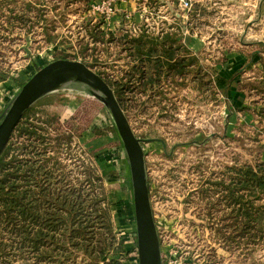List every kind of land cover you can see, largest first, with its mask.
Segmentation results:
<instances>
[{
  "label": "rangeland",
  "instance_id": "374dc122",
  "mask_svg": "<svg viewBox=\"0 0 264 264\" xmlns=\"http://www.w3.org/2000/svg\"><path fill=\"white\" fill-rule=\"evenodd\" d=\"M6 1L10 2L9 8L28 9L30 14L46 12L48 21L29 24L30 27L16 23L9 31L10 25L0 17V70L11 68L18 72L43 52L49 56L47 64L60 59L58 54L65 53L69 56L64 59L84 62L112 89L108 81L120 79L129 70L128 52L121 42L112 40L111 35L116 39L119 35L109 30V25L105 26L104 42L95 43L89 37V24L93 26L101 17L105 18L104 14L93 11L94 5L102 0ZM152 1L137 0L139 9L149 17L146 20L151 24L155 23L153 16L167 17L169 14L168 5H161L162 9L159 7L156 12L149 5ZM167 1L168 4L173 2ZM191 1L193 5L205 7V14L194 24V33L191 32L204 47L203 55L196 56L190 73L186 77H177L172 84L161 83L154 90L147 88L146 91L132 83L123 99L124 106L115 94L134 133L145 139L142 145L161 262L264 264V245L258 248L253 259L246 258L247 261L240 252L224 247L217 231L222 225L220 217L223 213L214 208V216L209 218L207 211L210 205L217 204L219 196L213 194L212 199L205 195L208 189L212 193L217 189L208 187L207 178L219 179L220 176L211 175L222 172L225 165L264 161V123L258 115V106L264 99L249 91L253 83L250 78L262 69L264 16L259 17L255 12L251 21L248 15L251 6L243 5L244 12L236 0L226 4L223 0ZM162 20L170 22L169 17ZM187 20L181 18V24L185 26ZM46 30L57 35L61 42L49 43ZM183 33L190 34L186 28ZM182 42L185 44L183 39ZM86 47L97 48V51L88 48L87 62L81 57L75 59L74 56ZM229 60L239 64L238 69L244 71L239 88L243 85L246 89L241 90L246 94L247 105L237 110L240 114L229 113L231 109L226 106L223 89L216 84L215 65ZM70 90L78 92L81 99L65 98L61 102L58 91L68 94ZM58 91L53 93L57 94V101L48 109L49 114L58 116L59 122L56 120L49 125L47 134L51 139L63 134L62 144L55 140L47 144L51 156H56L53 162L69 170L74 183H77V177L83 176L77 169L79 158L86 164L93 161L98 166L105 177L116 232L124 242V252L119 260L121 264H140L131 170L113 114L98 96L83 94L78 89ZM14 97L4 99L0 119ZM245 112L249 114L247 117ZM14 264L20 263L15 261Z\"/></svg>",
  "mask_w": 264,
  "mask_h": 264
},
{
  "label": "trees",
  "instance_id": "16d2710c",
  "mask_svg": "<svg viewBox=\"0 0 264 264\" xmlns=\"http://www.w3.org/2000/svg\"><path fill=\"white\" fill-rule=\"evenodd\" d=\"M168 3L154 0L149 5L156 12L161 5H168L169 24L161 20L155 29V23L145 20L136 32L127 29L119 39L110 36L128 52L129 70L120 79L108 81L122 106L132 83L146 91L147 88L154 90L161 83L172 84L177 77H186L197 61L196 56L203 55L194 54L182 42L181 35L185 28L194 33V24L205 14V7L193 5L183 26L181 18L176 16L181 11L179 0ZM7 5L10 2L0 0V17L10 25L9 31L16 23L48 21L46 12L34 15L30 14L31 10ZM90 25L88 34L93 42H104L106 19L101 17ZM45 37L49 43L61 42L48 30ZM88 48L97 51L86 47L74 58L81 57L87 62ZM261 60L262 69L250 78L253 83L249 91L264 99V58ZM16 73L11 68H1L0 82ZM240 89L246 91L243 85ZM56 101L57 94H51L28 108L0 154V264L15 261L20 264H121L119 256L124 252V242L116 232L105 177L98 166L79 158L77 169L83 176L77 177L74 183L69 170L53 162L56 156L48 151L47 144L52 140L63 143V134L53 139L47 134V127L56 120L59 122L57 115L48 112ZM259 108L260 122L264 123V103ZM211 176H220L214 180L208 177L206 181L208 187L217 189L214 193L208 189L210 192L206 191L205 195L213 199V194H218L219 198L207 210L208 217L213 218L212 209L221 210L222 225L217 231L224 247L240 252L245 261L249 256L253 259L258 248L264 245V161L225 165L222 172Z\"/></svg>",
  "mask_w": 264,
  "mask_h": 264
},
{
  "label": "water",
  "instance_id": "95a60500",
  "mask_svg": "<svg viewBox=\"0 0 264 264\" xmlns=\"http://www.w3.org/2000/svg\"><path fill=\"white\" fill-rule=\"evenodd\" d=\"M71 76L95 85L104 93V96L92 94L98 96L111 110L130 165L140 264H162L142 145L145 139L134 133L113 89L84 62L56 59L40 68L22 85L0 119V154L28 108L47 94L58 91L55 86Z\"/></svg>",
  "mask_w": 264,
  "mask_h": 264
},
{
  "label": "crops",
  "instance_id": "0c3cea01",
  "mask_svg": "<svg viewBox=\"0 0 264 264\" xmlns=\"http://www.w3.org/2000/svg\"><path fill=\"white\" fill-rule=\"evenodd\" d=\"M229 1L231 0H223V3L226 4ZM236 3H238L237 6L241 7L240 9L243 10L244 12H245V8H243V5L251 6L249 10L252 13L249 11V14H248L251 21L254 17L255 12L256 14L259 13V17L264 16V0H236ZM233 5H236V4L234 3ZM113 6L115 8V12L113 15H111V18L109 19V21L106 20L105 26L109 25L108 27L109 30L115 31L114 33L115 35L121 36L126 32L127 29L130 31H133L131 27L129 26L130 24H133V25L135 24L137 27H139L144 23V21L147 18L149 19V17L144 16L145 12H142L141 9H139V4L137 0H113ZM160 9H162V7ZM161 11L163 10H159V12ZM126 13L130 14V19L125 18ZM156 17L153 16L156 26L158 24V20H162L163 17H165L166 19H168L169 17L170 22H171V17L169 14L167 17L165 15L157 14ZM155 29H158V26ZM181 38L184 40L185 44L193 51L194 54L199 55L201 53L204 47L203 46L204 44L201 42L200 39H198L196 36H193L187 33L186 34L183 33L181 35ZM52 52L54 51L52 50ZM46 54H47L46 52H43L35 56V59L32 60L31 63L27 64V66L20 69L15 74L14 78H10V79L0 82V111L5 105L4 99H6V97L9 99L11 97H14L16 92L20 90L22 85L25 84L29 80V78L38 71V68L43 67L44 64L49 61V56H46ZM236 60H237V57H236ZM238 61H239V58H238ZM238 65L239 64H236V62L232 63L230 60L227 63H217L215 65L216 70H217L216 84H219L221 86L220 89H223V93L225 94L224 101L227 100L228 105L226 106H230L229 108L231 109V111L229 110V113L231 112L234 114H237V113L240 114V112H238L237 110L238 109L242 110V108L245 105H247L246 94L239 88V85L242 82V77H244V71H241L240 69H238L240 67ZM236 70H239V71H236ZM237 72L239 73L237 74ZM14 90L16 92H14ZM12 91L13 93H11ZM53 93H50L47 95H51ZM57 94L61 102L65 98L68 100L73 99L74 101L76 99H81V97L79 96L80 94L73 90L68 91V94H63L61 91H58ZM244 114L246 115V117L249 115L247 112H245ZM160 145H162L163 147V143H161Z\"/></svg>",
  "mask_w": 264,
  "mask_h": 264
},
{
  "label": "built area",
  "instance_id": "2783aa9c",
  "mask_svg": "<svg viewBox=\"0 0 264 264\" xmlns=\"http://www.w3.org/2000/svg\"><path fill=\"white\" fill-rule=\"evenodd\" d=\"M179 2L182 12L178 13L177 15L187 20L189 18V11L193 7V3L191 0H179ZM93 9H94L93 11H95L97 14H101V15L104 14L105 19L108 21L111 18V15H113L115 12V8L113 6V0L99 1L97 4L94 5ZM125 18L130 19V14L126 13ZM129 26L134 32H136L139 29V27H137L135 24L134 25L130 24Z\"/></svg>",
  "mask_w": 264,
  "mask_h": 264
},
{
  "label": "bare ground",
  "instance_id": "6f19581e",
  "mask_svg": "<svg viewBox=\"0 0 264 264\" xmlns=\"http://www.w3.org/2000/svg\"><path fill=\"white\" fill-rule=\"evenodd\" d=\"M55 88L58 90L63 88L78 89L79 92L83 94H98L100 96H104V93L98 87L79 78H76L75 76H71L70 78L65 79V81L58 83Z\"/></svg>",
  "mask_w": 264,
  "mask_h": 264
}]
</instances>
